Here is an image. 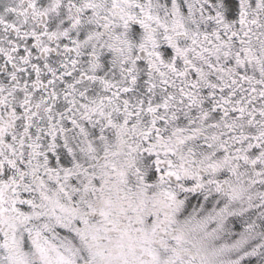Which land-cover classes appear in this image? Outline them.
Listing matches in <instances>:
<instances>
[{
	"label": "snow or ice",
	"instance_id": "snow-or-ice-1",
	"mask_svg": "<svg viewBox=\"0 0 264 264\" xmlns=\"http://www.w3.org/2000/svg\"><path fill=\"white\" fill-rule=\"evenodd\" d=\"M0 264H264V0H0Z\"/></svg>",
	"mask_w": 264,
	"mask_h": 264
}]
</instances>
